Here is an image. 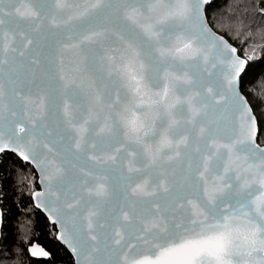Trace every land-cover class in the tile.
<instances>
[{
	"label": "snow or ice",
	"instance_id": "obj_1",
	"mask_svg": "<svg viewBox=\"0 0 264 264\" xmlns=\"http://www.w3.org/2000/svg\"><path fill=\"white\" fill-rule=\"evenodd\" d=\"M207 2L0 0V153L76 264H264L247 61Z\"/></svg>",
	"mask_w": 264,
	"mask_h": 264
},
{
	"label": "trees",
	"instance_id": "obj_2",
	"mask_svg": "<svg viewBox=\"0 0 264 264\" xmlns=\"http://www.w3.org/2000/svg\"><path fill=\"white\" fill-rule=\"evenodd\" d=\"M207 23L242 57L253 51L241 75V93L256 117L257 143L264 145V0H213L205 7ZM38 189L33 167L12 153L0 156V264H73L68 251L56 240V229L36 210L31 195ZM37 243L49 252L47 259H33L27 247Z\"/></svg>",
	"mask_w": 264,
	"mask_h": 264
},
{
	"label": "water",
	"instance_id": "obj_3",
	"mask_svg": "<svg viewBox=\"0 0 264 264\" xmlns=\"http://www.w3.org/2000/svg\"><path fill=\"white\" fill-rule=\"evenodd\" d=\"M213 0H208V2L206 3V4H204V6H203V14H204V17H205V20H206V16H205V7L208 5V4H210L211 2H212ZM207 21V20H206ZM209 25V24H208ZM210 27V26H209ZM217 34V33H216ZM218 36H220L219 34H217ZM224 38V37H223ZM225 39V38H224ZM226 40V39H225ZM230 44V43H229ZM238 55V54H237ZM242 58V57H241ZM243 59V58H242ZM247 65V64H246ZM246 65H245V68H246ZM8 74H9V69H4L3 70V78H4V80H5V84H6V87H7V79H8ZM243 73H241V75H242ZM254 115V114H253ZM258 136V128H257V122H256V137ZM261 147H264V145H260ZM8 153H11V152H8ZM1 154H3V153H0V156H1ZM13 155H15L16 156V154H14V153H12ZM17 157V156H16ZM18 158V157H17ZM19 159V158H18ZM20 160V159H19ZM23 162V161H22ZM25 164H26V162H24ZM32 166V165H31ZM33 167V166H32ZM33 169H34V171H35V173H36V177H37V185H38V189L36 190V191H41L42 190V185L39 183V181H40V174H39V172H38V170H36L34 167H33ZM31 200H32V204H33V206H34V208L36 209V210H38L39 212H41L45 217H46V219L48 220V222L51 224V225H53L54 227H55V229H56V235H55V237H56V240L58 241V243L61 245V246H63L67 251H68V253L71 255V257H72V259H73V264H76V256H75V254L71 251V249L66 245V244H64L62 241H60L59 239H58V236H59V225H54V224H52V222H51V220H49L48 219V216H47V213H45L42 209H38V208H36L35 207V203H36V201H35V199H34V197L31 195ZM1 224H2V215H1V209H0V235H1ZM42 247L41 245H39V244H37V243H32V244H30L28 247H27V252H28V254H29V256L31 257V258H33V259H47L48 257H33L32 255H31V251H30V249L32 248V247ZM43 248V247H42ZM46 251V250H45Z\"/></svg>",
	"mask_w": 264,
	"mask_h": 264
},
{
	"label": "built area",
	"instance_id": "obj_4",
	"mask_svg": "<svg viewBox=\"0 0 264 264\" xmlns=\"http://www.w3.org/2000/svg\"><path fill=\"white\" fill-rule=\"evenodd\" d=\"M254 56H255V55H253L251 52H247V54L245 53V54L243 55V58H244L245 60H252V59H254ZM249 57H251V59H249Z\"/></svg>",
	"mask_w": 264,
	"mask_h": 264
},
{
	"label": "rangeland",
	"instance_id": "obj_5",
	"mask_svg": "<svg viewBox=\"0 0 264 264\" xmlns=\"http://www.w3.org/2000/svg\"><path fill=\"white\" fill-rule=\"evenodd\" d=\"M253 50L251 49V48H249V47H245L244 48V52H243V55L246 53L247 54V52H252ZM253 53V52H252Z\"/></svg>",
	"mask_w": 264,
	"mask_h": 264
},
{
	"label": "bare ground",
	"instance_id": "obj_6",
	"mask_svg": "<svg viewBox=\"0 0 264 264\" xmlns=\"http://www.w3.org/2000/svg\"><path fill=\"white\" fill-rule=\"evenodd\" d=\"M242 58H243V56H242ZM244 59V58H243ZM246 61H248V60H246Z\"/></svg>",
	"mask_w": 264,
	"mask_h": 264
}]
</instances>
